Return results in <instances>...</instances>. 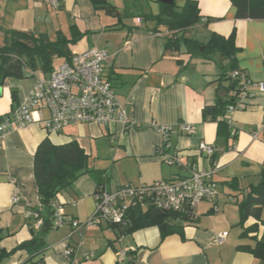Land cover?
I'll return each mask as SVG.
<instances>
[{
    "label": "crops",
    "instance_id": "obj_1",
    "mask_svg": "<svg viewBox=\"0 0 264 264\" xmlns=\"http://www.w3.org/2000/svg\"><path fill=\"white\" fill-rule=\"evenodd\" d=\"M105 1L61 0L60 9L54 10L45 0H0L1 36L5 37V29H15L52 41L65 37L71 40L67 45L70 56L94 47L107 50L111 57L104 62V75L139 125L124 128L119 123L88 122L49 133L36 123L8 133L0 143V248L10 251L42 232L41 228L34 229V220L25 216V210L26 202L40 204L34 155L39 143L50 137L55 143L77 139L94 166L107 171L106 189L111 191L126 184L188 176L196 169H214L211 179L220 193L213 201H201L193 215L181 214L193 221L178 220L182 232L164 238L157 226L120 234L102 222L87 228L82 238L71 237L70 224L52 226L45 233L47 264H264V259L238 248L240 244H255L240 236L239 202L251 185L261 181L264 169V20L237 19L231 0H198L201 15L208 20L188 29L185 35L207 41L213 32L228 37L235 31L238 67L260 83L255 96L231 115L222 116L228 123L219 125L221 115L212 118L206 110L216 106L219 92L223 86L226 90L228 81L219 80L216 61L190 55L185 45L176 53L166 51L167 38L152 31L162 2ZM133 7L139 11L131 12ZM129 12L132 18L127 17ZM58 58L62 62L68 59ZM40 75L36 72L34 76L7 79L0 88V121L27 98ZM47 112L44 109L45 116ZM153 121L172 126L170 154H178L179 162L169 163L159 152L164 137L151 125ZM179 123L193 125L195 132L180 131ZM255 132H259L257 137ZM202 142L214 145L215 155L202 153ZM97 184L95 177L85 174L59 193L57 199L68 217L84 221L94 213ZM15 194L21 198L18 203L11 202ZM42 216L44 222L50 218L49 209L47 216L44 207ZM253 222L255 219L249 218L245 225ZM219 231H229L220 245L213 243ZM69 246L74 248L73 262L64 254ZM124 250L126 256L119 260L118 253ZM85 251L95 252L96 263L86 261ZM27 257L26 251H17L3 264H20Z\"/></svg>",
    "mask_w": 264,
    "mask_h": 264
},
{
    "label": "trees",
    "instance_id": "obj_2",
    "mask_svg": "<svg viewBox=\"0 0 264 264\" xmlns=\"http://www.w3.org/2000/svg\"><path fill=\"white\" fill-rule=\"evenodd\" d=\"M236 8L237 19H260L264 20V0H231ZM96 4L107 2L94 0ZM111 9V6L105 5ZM160 14L154 16L157 22L152 31L161 32L167 38L166 51L176 53L182 45L192 56H201L210 61H216L220 67L219 80L231 82L226 90L227 96H220L216 106L207 108L206 112L218 119L219 125L227 124V108L231 105L238 109L245 104H240L241 80L248 77L238 67L236 54L239 47L235 43V31L228 37L213 32L207 41H201L193 37H187L185 32L199 24L207 22L201 15L198 0H184L179 4L177 0L173 4L161 3ZM1 22V13H0ZM1 26V25H0ZM161 26L164 29H161ZM5 43L0 46V88L11 76L24 78L34 76L39 70L44 74L50 73L55 65L54 58L69 55L67 45L70 39L58 37L52 41L44 36L37 37L26 31L5 29ZM179 63L182 60L178 59ZM234 70L241 71L240 77H233ZM34 173L38 184L40 204L49 209L50 218L45 220L41 227L43 233H34L29 239L19 243L15 248L8 251L0 249V264L6 257L17 251H26L28 257L20 264H47L44 252L48 246L45 233L51 229L53 210L52 201L59 193L70 187L78 178L90 174L97 179V189L106 188L109 175L105 169L94 166L93 159L79 144L77 139L64 143H55L50 137L44 138L38 145L34 155ZM261 181L249 187L245 198L239 202L240 222L242 227L241 238H249L255 244H240L239 249L251 252L255 257L264 259V169ZM249 218L255 222L245 225ZM73 219V218H72ZM181 221H193L176 212H163L153 207H134L128 213L127 219L120 223H108V225L120 234H131L139 229L157 226L161 237L164 238L173 233L182 232ZM262 225V230H261ZM34 227V225H33ZM35 229V228H34ZM3 238V230L0 227V241ZM73 262V256L70 260Z\"/></svg>",
    "mask_w": 264,
    "mask_h": 264
},
{
    "label": "built area",
    "instance_id": "obj_3",
    "mask_svg": "<svg viewBox=\"0 0 264 264\" xmlns=\"http://www.w3.org/2000/svg\"><path fill=\"white\" fill-rule=\"evenodd\" d=\"M54 10L61 7V0H45ZM111 54L98 47L88 48L74 53L69 59L55 66L46 78H37L34 88L27 98L21 102L11 114L0 121V143L10 132L27 128L39 123L49 133L61 132L65 127L93 122L100 125L119 123L124 128L139 126L128 114L125 105L119 99L113 83L104 75V62ZM233 77H240L241 71L234 70ZM260 85L250 77L241 80L240 104H246L255 96ZM44 109L49 111L45 116ZM238 106H229L226 114L231 115ZM163 134L164 141L158 150L169 163L179 162L178 154H170L172 149L171 133L173 128L168 124L151 123ZM178 129L187 134H193L195 129L188 123H179ZM264 131V122L261 127ZM259 132L253 135L257 137ZM199 150L208 156L215 155L217 148L212 144L202 142ZM214 172L196 169L190 175L158 179L150 183L126 184L111 191L99 188L95 193L96 208L94 213L85 221L72 219L65 213L62 203L55 198L51 203L53 210V227L59 228L70 224L71 237L84 236L85 230L102 222L120 223L127 219L128 213L134 207H153L163 212H176L182 215H193L195 208L203 200L213 201L220 193L218 184L211 179ZM20 196L11 197L12 203H18ZM44 206H37L26 202L25 216L34 220V228L40 229L44 225L42 210ZM229 236V231H219L213 238V243L223 244ZM82 242L80 243V245ZM65 256L71 260L73 247H67ZM94 251H85V259L95 257ZM126 256V251L118 253L119 260Z\"/></svg>",
    "mask_w": 264,
    "mask_h": 264
},
{
    "label": "rangeland",
    "instance_id": "obj_4",
    "mask_svg": "<svg viewBox=\"0 0 264 264\" xmlns=\"http://www.w3.org/2000/svg\"><path fill=\"white\" fill-rule=\"evenodd\" d=\"M111 1H112V0H111ZM177 2L179 3L180 1L177 0ZM135 9H136V8L133 7L132 10H130V11L133 12V13L136 12V11H139V10H137V9L135 10ZM134 10H135V11H134ZM131 12L128 13L127 17L132 18V13H131ZM4 43H5V37L0 35V46H2ZM61 62H62V61H61L60 58H58V57H55V58H54V64H55V66L59 65ZM38 73L41 74L40 76H42V78H46V77H45V74L43 73V71L39 70ZM47 113H49V111H48ZM45 208H46V214H47V216H48V208H47V207H45ZM86 219H87V218H86ZM86 219H84V221H85ZM52 231H55V230H52ZM42 233H43V231H42ZM0 249H1V248H0ZM12 255H13V254H12ZM9 257H10V256H9ZM9 257H6V258L3 260V262H2L1 264L5 263L6 260H7V258H9ZM4 261H5V262H4ZM86 261H91V262H93V263H96V260H94V258H92V259H87ZM87 263H88V262H87Z\"/></svg>",
    "mask_w": 264,
    "mask_h": 264
},
{
    "label": "water",
    "instance_id": "obj_5",
    "mask_svg": "<svg viewBox=\"0 0 264 264\" xmlns=\"http://www.w3.org/2000/svg\"><path fill=\"white\" fill-rule=\"evenodd\" d=\"M162 3H166V4H173L175 2V0H159ZM231 82L228 81L229 85ZM0 93H1V89H0ZM220 96H225L226 95V90H225V86H223V88H221L220 92H219Z\"/></svg>",
    "mask_w": 264,
    "mask_h": 264
}]
</instances>
